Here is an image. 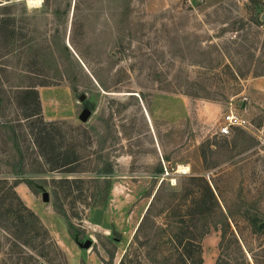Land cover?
Returning <instances> with one entry per match:
<instances>
[{
	"label": "rangeland",
	"instance_id": "374dc122",
	"mask_svg": "<svg viewBox=\"0 0 264 264\" xmlns=\"http://www.w3.org/2000/svg\"><path fill=\"white\" fill-rule=\"evenodd\" d=\"M0 1V80L37 84L77 157L47 163L7 92L0 179L23 205L0 185V264H179L183 220L202 264H264V0ZM230 111L247 123L222 134Z\"/></svg>",
	"mask_w": 264,
	"mask_h": 264
},
{
	"label": "trees",
	"instance_id": "16d2710c",
	"mask_svg": "<svg viewBox=\"0 0 264 264\" xmlns=\"http://www.w3.org/2000/svg\"><path fill=\"white\" fill-rule=\"evenodd\" d=\"M12 8L13 5L11 3H3L0 1V52H3L4 56H8L14 53L15 51V44H16V34H17V22L16 18L12 15ZM10 89L4 83V80H0V126H4L8 121L6 120L8 117L5 113H3V105L4 103L9 100L8 93H15L14 97H20V103L23 108H25V112L23 114V118L21 120L26 123V125L31 129L33 135H35V142L34 144L41 150L44 155H51L49 156V160L46 162H53L52 167H62L67 163H71L76 161V154L75 152H70L66 155L63 151L59 148L60 144H57V138L55 137V133H59V129H56V122L54 121H47L44 118L41 99L37 89V84L29 83L27 84L26 79L23 81H13ZM5 118V119H4ZM6 120V121H4ZM51 130V131H50ZM56 131V132H55ZM25 134V133H24ZM27 136V133H26ZM36 162L33 160V163ZM69 180V179H66ZM80 180V179H78ZM69 182V181H68ZM0 185L3 187H7L9 191H12L18 197V201L21 205H23V201L15 191V183H11L8 179L2 178L0 179ZM210 193L213 196V191L211 189ZM6 195L1 199V202L6 201ZM150 209V208H149ZM148 209V211H149ZM194 210V211H193ZM191 214V222H193L197 217L200 215V209H193ZM198 210V211H197ZM206 212L207 209H201ZM147 211V212H148ZM35 223H34V231L37 230V234L39 233V229H43L39 218L33 214ZM20 218L23 217L22 215L19 216ZM146 217V216H145ZM144 217V219H145ZM196 217V218H195ZM23 219V218H22ZM143 219V220H144ZM23 221V220H22ZM264 221L258 222V228L264 229V224L261 226V223ZM182 223H185L182 226L181 230L184 236H181L177 240L178 248L182 249L181 254L179 255V264H192L189 260H194L198 262L197 264H202V256H201V247L199 244L195 243L193 240H185L187 235L191 233L190 224L187 223V220H183ZM187 223V224H186ZM195 226V223H192ZM44 232L47 231L44 229ZM186 235V236H185ZM198 254V258L196 257Z\"/></svg>",
	"mask_w": 264,
	"mask_h": 264
},
{
	"label": "built area",
	"instance_id": "2783aa9c",
	"mask_svg": "<svg viewBox=\"0 0 264 264\" xmlns=\"http://www.w3.org/2000/svg\"><path fill=\"white\" fill-rule=\"evenodd\" d=\"M247 123V120L244 119L240 114L230 111L225 116L224 125L221 128L222 134H230L232 127L244 126Z\"/></svg>",
	"mask_w": 264,
	"mask_h": 264
},
{
	"label": "water",
	"instance_id": "95a60500",
	"mask_svg": "<svg viewBox=\"0 0 264 264\" xmlns=\"http://www.w3.org/2000/svg\"><path fill=\"white\" fill-rule=\"evenodd\" d=\"M90 115V111L88 109H84L81 113V116L80 118L82 120H86ZM43 198L44 200H48L49 199V196H48V193L45 192L44 195H43ZM104 215H105V210L102 209V208H96L94 213H93V217H92V221L98 225H101L103 223V218H104ZM264 223H261L260 225L262 226ZM90 244V241H88V243H86V247Z\"/></svg>",
	"mask_w": 264,
	"mask_h": 264
},
{
	"label": "clouds",
	"instance_id": "9594fccd",
	"mask_svg": "<svg viewBox=\"0 0 264 264\" xmlns=\"http://www.w3.org/2000/svg\"><path fill=\"white\" fill-rule=\"evenodd\" d=\"M27 3L31 7V5L33 4V0H27Z\"/></svg>",
	"mask_w": 264,
	"mask_h": 264
},
{
	"label": "crops",
	"instance_id": "0c3cea01",
	"mask_svg": "<svg viewBox=\"0 0 264 264\" xmlns=\"http://www.w3.org/2000/svg\"><path fill=\"white\" fill-rule=\"evenodd\" d=\"M147 111V110H146ZM147 115L149 116V113H148V111H147ZM150 118V117H149Z\"/></svg>",
	"mask_w": 264,
	"mask_h": 264
},
{
	"label": "bare ground",
	"instance_id": "6f19581e",
	"mask_svg": "<svg viewBox=\"0 0 264 264\" xmlns=\"http://www.w3.org/2000/svg\"><path fill=\"white\" fill-rule=\"evenodd\" d=\"M34 1H35V3L38 2V0H34Z\"/></svg>",
	"mask_w": 264,
	"mask_h": 264
}]
</instances>
